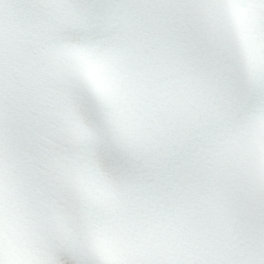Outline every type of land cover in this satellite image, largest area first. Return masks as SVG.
Listing matches in <instances>:
<instances>
[{"label":"snow or ice","instance_id":"snow-or-ice-1","mask_svg":"<svg viewBox=\"0 0 264 264\" xmlns=\"http://www.w3.org/2000/svg\"><path fill=\"white\" fill-rule=\"evenodd\" d=\"M0 264H264V0H0Z\"/></svg>","mask_w":264,"mask_h":264}]
</instances>
